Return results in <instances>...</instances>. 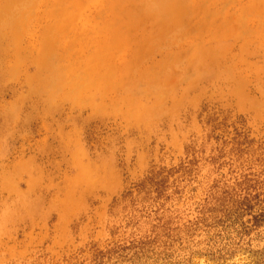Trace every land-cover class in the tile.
I'll list each match as a JSON object with an SVG mask.
<instances>
[{
	"label": "rangeland",
	"instance_id": "rangeland-1",
	"mask_svg": "<svg viewBox=\"0 0 264 264\" xmlns=\"http://www.w3.org/2000/svg\"><path fill=\"white\" fill-rule=\"evenodd\" d=\"M0 264H264V0H0Z\"/></svg>",
	"mask_w": 264,
	"mask_h": 264
}]
</instances>
